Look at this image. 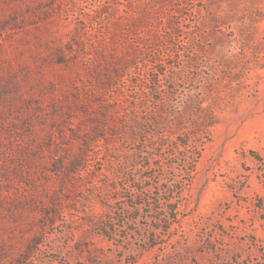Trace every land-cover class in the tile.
<instances>
[{
  "label": "rangeland",
  "instance_id": "rangeland-1",
  "mask_svg": "<svg viewBox=\"0 0 264 264\" xmlns=\"http://www.w3.org/2000/svg\"><path fill=\"white\" fill-rule=\"evenodd\" d=\"M262 17L0 0V264H264Z\"/></svg>",
  "mask_w": 264,
  "mask_h": 264
},
{
  "label": "trees",
  "instance_id": "trees-1",
  "mask_svg": "<svg viewBox=\"0 0 264 264\" xmlns=\"http://www.w3.org/2000/svg\"><path fill=\"white\" fill-rule=\"evenodd\" d=\"M261 20H264V17H262ZM110 66H111V65H110L109 63H107V66L104 64L103 67H102V69H101V70H98V72H97V77L100 78V79H102V80H99V87H103V86H105V84H106V81H104V79L106 78V77H105V75H106L105 71H106L107 69H110L109 72H112V71H113V73H114L116 76H120V74H121V70H120V68L117 67V66H111V67H110ZM122 66H123V65H122ZM123 68H124V66H123ZM81 166H82V165L77 164L76 167H75V170H79V169L81 168Z\"/></svg>",
  "mask_w": 264,
  "mask_h": 264
}]
</instances>
